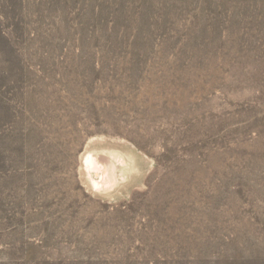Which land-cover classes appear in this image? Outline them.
<instances>
[{"label":"rangeland","instance_id":"374dc122","mask_svg":"<svg viewBox=\"0 0 264 264\" xmlns=\"http://www.w3.org/2000/svg\"><path fill=\"white\" fill-rule=\"evenodd\" d=\"M0 264H264V0H0Z\"/></svg>","mask_w":264,"mask_h":264},{"label":"bare ground","instance_id":"6f19581e","mask_svg":"<svg viewBox=\"0 0 264 264\" xmlns=\"http://www.w3.org/2000/svg\"><path fill=\"white\" fill-rule=\"evenodd\" d=\"M91 156L88 157V163H90L93 166H100V164L105 167L104 173L105 175H110L114 177L113 169L111 171L113 159L110 156H107V154H96V157L94 155L90 154Z\"/></svg>","mask_w":264,"mask_h":264}]
</instances>
